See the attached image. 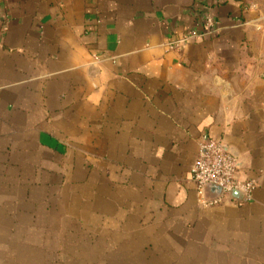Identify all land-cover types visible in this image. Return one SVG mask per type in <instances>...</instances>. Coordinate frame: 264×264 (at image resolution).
<instances>
[{
	"label": "crops",
	"instance_id": "1",
	"mask_svg": "<svg viewBox=\"0 0 264 264\" xmlns=\"http://www.w3.org/2000/svg\"><path fill=\"white\" fill-rule=\"evenodd\" d=\"M205 134L250 203L201 205ZM0 264H264V0H0Z\"/></svg>",
	"mask_w": 264,
	"mask_h": 264
},
{
	"label": "built area",
	"instance_id": "2",
	"mask_svg": "<svg viewBox=\"0 0 264 264\" xmlns=\"http://www.w3.org/2000/svg\"><path fill=\"white\" fill-rule=\"evenodd\" d=\"M198 1L204 5L210 2V0ZM198 26V29L170 40L165 44V48L168 51L183 50L192 41L216 37L221 32L220 23L209 12L203 13ZM239 171L238 160L224 148L223 144L209 135H203L199 145L198 159L191 171L192 182L196 186L201 205L214 207L227 203L235 205L250 203L257 183L256 181L240 182ZM209 187L219 191L216 198L207 199L206 191ZM234 191L243 194L244 198L241 202L231 199Z\"/></svg>",
	"mask_w": 264,
	"mask_h": 264
},
{
	"label": "water",
	"instance_id": "3",
	"mask_svg": "<svg viewBox=\"0 0 264 264\" xmlns=\"http://www.w3.org/2000/svg\"><path fill=\"white\" fill-rule=\"evenodd\" d=\"M244 196L243 194L237 192V191H234L232 194H231V199L232 200H235V201H238V202H241L243 200Z\"/></svg>",
	"mask_w": 264,
	"mask_h": 264
}]
</instances>
